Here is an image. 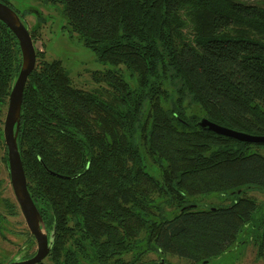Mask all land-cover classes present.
Segmentation results:
<instances>
[{
    "label": "trees",
    "instance_id": "1",
    "mask_svg": "<svg viewBox=\"0 0 264 264\" xmlns=\"http://www.w3.org/2000/svg\"><path fill=\"white\" fill-rule=\"evenodd\" d=\"M39 1L59 6L70 33L115 67L91 71L95 86L85 88L62 59L36 48L18 144L28 189L54 233L50 263L38 264H154L143 258L150 251L203 263L250 242L262 257L264 200L251 192L264 191V144L199 120L264 135V5ZM36 20L34 42L42 11ZM21 64L19 41L0 19L1 123ZM0 143L8 168L2 126ZM211 193L227 203L200 207ZM2 202L10 214L20 210ZM4 220L0 212V231Z\"/></svg>",
    "mask_w": 264,
    "mask_h": 264
},
{
    "label": "rangeland",
    "instance_id": "2",
    "mask_svg": "<svg viewBox=\"0 0 264 264\" xmlns=\"http://www.w3.org/2000/svg\"><path fill=\"white\" fill-rule=\"evenodd\" d=\"M246 1L264 5V0ZM11 4L14 8L18 9L20 15H22V20L29 27H33L38 23L36 15L39 12L42 11L44 16L47 15V21L38 31L39 36L34 42L35 46L36 48L45 50L47 58L49 59H62L64 65L70 71L74 83L78 86L85 88L95 86L94 82L91 81V71L115 67L110 63L100 62L93 50L85 46L77 35L70 33L69 28L66 27L65 16L61 13L59 6L44 5L41 4L39 0H11ZM126 76L129 77L127 73ZM6 110L7 107L4 110V115L1 114V117H4L3 119H5ZM3 125L4 123L0 122V126L3 127ZM260 150L264 153V145L261 146ZM3 154L4 147L0 143V212L5 215L3 225L6 234V238L0 235V253L2 252L12 257L18 252L19 248L24 245L28 238V226L21 210L16 211L14 214H10L2 202V198H9L16 201L10 180L9 169L2 158ZM251 193L256 196L258 200H264V191L254 190ZM204 197L206 200L198 201L200 207L209 206V200L213 203L217 202L216 204L227 203V201H223V197L216 193H211ZM166 214L168 216H173L171 212H167ZM159 255L170 261L171 263L169 264H264V255L258 257L257 247L253 242L246 245H234L224 254L206 263H191L184 258H179L170 254L164 256L155 252H149L143 258L151 262L160 259ZM130 256L131 254L128 255V258Z\"/></svg>",
    "mask_w": 264,
    "mask_h": 264
},
{
    "label": "water",
    "instance_id": "3",
    "mask_svg": "<svg viewBox=\"0 0 264 264\" xmlns=\"http://www.w3.org/2000/svg\"><path fill=\"white\" fill-rule=\"evenodd\" d=\"M0 19L16 35L22 54V64L10 91L3 125V136L8 153L10 180L16 201L20 206L28 228L36 236L38 241V250L33 257L21 261H12L7 264H36V262L42 260L50 252L54 242V233L51 236L48 235L43 217L28 189L27 177L18 144L23 94L27 79L36 66V46L28 26L24 23L18 12L1 0ZM199 125L207 130L231 137L238 141L264 144V135L230 128L206 116L199 120ZM238 192H241V190H238ZM206 262L208 260L204 261V263Z\"/></svg>",
    "mask_w": 264,
    "mask_h": 264
},
{
    "label": "flooded vegetation",
    "instance_id": "4",
    "mask_svg": "<svg viewBox=\"0 0 264 264\" xmlns=\"http://www.w3.org/2000/svg\"><path fill=\"white\" fill-rule=\"evenodd\" d=\"M20 17H21V15H20ZM47 19H48V17L46 15V21H47ZM43 221H44V218H43ZM44 224H45V221H44ZM45 226H46V224H45ZM46 231H47L48 235L51 236L52 233H49L48 230H47V228H46ZM0 235L3 236L4 238H6L5 228L4 227H2V230L0 231ZM27 236H28V238L26 239L24 245H22L21 248H19L18 252L14 256L9 257L6 254H3L1 252L0 253V263L7 264V263H10L12 261H21V260H26V259H29V258L33 257L36 254L37 250H38V241H37L36 236L30 231L29 228H28ZM150 252H155V251H150ZM49 253L42 260L36 262V264H38V263H50ZM155 253H159V252H155ZM159 257H160V259L153 260V263L154 264H169V263H171L170 261L166 260L165 257H162L161 255H159Z\"/></svg>",
    "mask_w": 264,
    "mask_h": 264
}]
</instances>
